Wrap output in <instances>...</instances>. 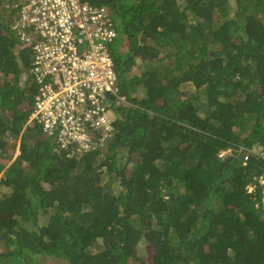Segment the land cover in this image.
<instances>
[{
	"label": "trees",
	"instance_id": "16d2710c",
	"mask_svg": "<svg viewBox=\"0 0 264 264\" xmlns=\"http://www.w3.org/2000/svg\"><path fill=\"white\" fill-rule=\"evenodd\" d=\"M10 1L0 0V264H264L260 187L245 188L264 160L243 164L247 150L264 154V0H82L106 7L117 32L113 131L88 151L28 123L35 82Z\"/></svg>",
	"mask_w": 264,
	"mask_h": 264
},
{
	"label": "built area",
	"instance_id": "2783aa9c",
	"mask_svg": "<svg viewBox=\"0 0 264 264\" xmlns=\"http://www.w3.org/2000/svg\"><path fill=\"white\" fill-rule=\"evenodd\" d=\"M9 4L18 7L12 29L18 47L29 50L28 72L35 82L28 123L36 119L63 147L77 145L85 151L102 147L113 131L109 97L117 96L110 54L117 32L107 8L82 0H11ZM250 155L264 160L263 152L253 148L244 154L243 164ZM255 180L245 188L251 193L260 187L264 204V168Z\"/></svg>",
	"mask_w": 264,
	"mask_h": 264
},
{
	"label": "rangeland",
	"instance_id": "374dc122",
	"mask_svg": "<svg viewBox=\"0 0 264 264\" xmlns=\"http://www.w3.org/2000/svg\"><path fill=\"white\" fill-rule=\"evenodd\" d=\"M230 2L232 3V1H230ZM5 6L9 7L10 4L7 3ZM5 16H7V14L5 12H3L1 19H3V18L5 19ZM115 46H116V44H115ZM123 51H125V49ZM138 69L141 70L142 67L139 66ZM1 78H2V76H1ZM22 82H23V78L21 77L20 83H22ZM187 88L192 89V87L189 84L187 85ZM110 114H111V116H113L112 113H110ZM18 146H19V140H10L9 145H8V149H7V155L11 158V160H13L16 157V155L18 154ZM129 165L127 166V168H129ZM0 190L6 191V189L2 188V187H0ZM263 206H264V204H263ZM137 253H138L139 259L145 258V241L144 240H141L139 247H138V250H137ZM41 264H62V262L55 260V258H48V259H45L44 261H41Z\"/></svg>",
	"mask_w": 264,
	"mask_h": 264
},
{
	"label": "clouds",
	"instance_id": "9594fccd",
	"mask_svg": "<svg viewBox=\"0 0 264 264\" xmlns=\"http://www.w3.org/2000/svg\"><path fill=\"white\" fill-rule=\"evenodd\" d=\"M111 116V115H110ZM111 118H113V116H111Z\"/></svg>",
	"mask_w": 264,
	"mask_h": 264
}]
</instances>
